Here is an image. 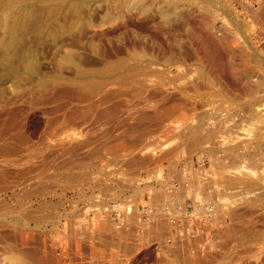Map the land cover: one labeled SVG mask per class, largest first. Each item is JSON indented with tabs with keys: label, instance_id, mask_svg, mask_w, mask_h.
<instances>
[{
	"label": "rangeland",
	"instance_id": "obj_1",
	"mask_svg": "<svg viewBox=\"0 0 264 264\" xmlns=\"http://www.w3.org/2000/svg\"><path fill=\"white\" fill-rule=\"evenodd\" d=\"M243 3L0 0V264H88L61 253L88 206L204 154L195 202L230 224L207 264H264V0Z\"/></svg>",
	"mask_w": 264,
	"mask_h": 264
},
{
	"label": "built area",
	"instance_id": "obj_2",
	"mask_svg": "<svg viewBox=\"0 0 264 264\" xmlns=\"http://www.w3.org/2000/svg\"><path fill=\"white\" fill-rule=\"evenodd\" d=\"M243 2L250 8L261 0ZM171 167L172 170L163 168L162 178L153 174L138 181L137 186L144 189L139 204L129 200L130 204L123 208L118 202L88 206L73 225L77 231V238L73 240L74 250L72 240L71 247L68 240L61 244V253L69 254L73 259L74 251L81 252L82 248L79 250L74 246V242H79L84 245L83 253L88 264L215 262L225 240L222 231L230 224L223 221L220 228L222 221L216 220L212 207L215 204L195 202L194 198L196 185L204 190L205 181L212 175L210 157L204 154L197 163L172 164ZM188 192L193 194L187 195ZM158 196L160 205L155 200Z\"/></svg>",
	"mask_w": 264,
	"mask_h": 264
},
{
	"label": "bare ground",
	"instance_id": "obj_3",
	"mask_svg": "<svg viewBox=\"0 0 264 264\" xmlns=\"http://www.w3.org/2000/svg\"><path fill=\"white\" fill-rule=\"evenodd\" d=\"M153 4V3H152ZM243 5H244V3H243ZM241 6H242V4H241ZM34 7V6H33ZM243 7H245V6H243ZM246 10H247V8H246ZM256 10H257V8H256ZM32 11V10H31ZM50 11H52V10H50ZM248 11V10H247ZM252 11V10H251ZM34 15V14H33ZM36 17V16H35ZM172 17V16H171ZM23 18V17H22ZM34 19V18H33ZM174 19H176V17L174 18ZM25 20V19H24ZM169 20H171L170 18H169ZM26 21V20H25ZM174 22H175V20H174ZM34 24V23H33ZM26 26V25H25ZM32 26V25H31ZM38 27V26H37ZM181 57V56H180ZM192 163V162H191ZM187 164H190V163H187ZM193 164V163H192ZM163 169V168H162ZM163 171V170H162ZM161 171V172H162ZM125 174V173H124ZM153 174V173H152ZM140 175V174H139ZM162 175V174H161ZM163 177V176H162ZM208 183V182H207ZM129 186V185H128ZM212 186V185H211ZM219 186V185H218ZM105 190H106V188H105ZM113 190V189H112ZM111 192V191H110ZM203 192V191H202ZM215 192V191H214ZM205 193V192H204ZM206 195V193L204 194V196ZM209 196V195H208ZM208 196H207V198H208ZM225 197V196H224ZM114 198V197H113ZM205 199H206V197H204ZM210 199V198H209ZM156 200V204L157 205H160V203H159V201H161L160 200V196H158V198L157 199H155ZM122 201V200H121ZM217 201V200H216ZM262 201V200H261ZM215 202V201H214ZM123 203V202H122ZM121 203V205H120V203H119V205L121 206V208H123L124 206H125V204H127V203H125L124 205ZM217 204V203H216ZM220 204V203H219ZM225 204V203H224ZM215 206V205H214ZM128 206H126L125 208H127ZM213 207V206H212ZM220 207V206H219ZM163 208H164V206H163ZM162 208V209H163ZM214 208V207H213ZM227 209V208H226ZM232 212V211H231ZM226 213V212H225ZM51 216V215H50ZM214 216H216L215 218H216V220H218V216H219V213H217L216 211H215V209H214ZM223 216V215H222ZM234 222V221H233ZM239 222V221H238ZM257 223V222H256ZM241 224V223H240ZM227 227V226H226ZM228 229V228H227ZM226 230V229H225ZM232 230V229H231ZM224 234V233H223ZM224 238V237H223ZM232 238V237H231ZM234 238V237H233ZM247 238V237H246ZM237 239V238H236ZM249 239V238H248ZM239 240V239H238ZM241 242V241H240ZM241 245V244H240ZM78 248V247H77Z\"/></svg>",
	"mask_w": 264,
	"mask_h": 264
}]
</instances>
